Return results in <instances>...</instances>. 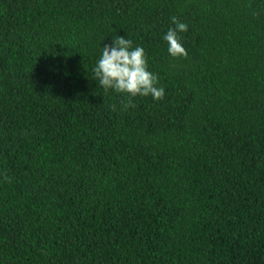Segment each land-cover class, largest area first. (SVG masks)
<instances>
[{
    "label": "trees",
    "instance_id": "obj_1",
    "mask_svg": "<svg viewBox=\"0 0 264 264\" xmlns=\"http://www.w3.org/2000/svg\"><path fill=\"white\" fill-rule=\"evenodd\" d=\"M0 264H264V0H0Z\"/></svg>",
    "mask_w": 264,
    "mask_h": 264
}]
</instances>
